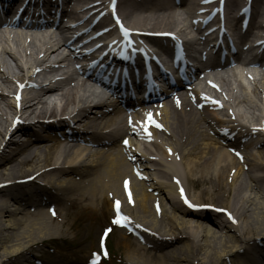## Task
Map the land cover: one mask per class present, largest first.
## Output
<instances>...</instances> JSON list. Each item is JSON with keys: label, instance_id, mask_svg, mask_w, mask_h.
Here are the masks:
<instances>
[{"label": "bare ground", "instance_id": "obj_1", "mask_svg": "<svg viewBox=\"0 0 264 264\" xmlns=\"http://www.w3.org/2000/svg\"><path fill=\"white\" fill-rule=\"evenodd\" d=\"M81 2L55 0L50 6L65 18L80 13ZM191 6L190 0H121L118 8L131 28L175 31L190 46L194 39L184 35L179 11ZM251 7L254 23L255 15L264 13V0H252ZM153 26L161 28L147 29ZM20 28L0 29V116L9 105L12 116L22 119L14 129L0 126V184H6L0 188V264L32 256L46 240L62 237L58 214L53 219L42 209L48 202L65 201L78 215L104 218L102 209L116 198L123 201L136 231V239L129 240L132 246H125L130 264H264V72L250 74L259 92L251 90L242 71L232 69L229 76L212 72L221 88L233 87L226 109L210 112L205 102L198 111L190 101L192 91L183 90L162 102L143 104L138 116L133 110H116L115 104L104 106L106 102L92 106L84 85L59 69L55 50L35 57L31 49L41 40L38 28ZM56 34L61 37L60 31ZM38 66L39 73L34 71ZM24 68L30 71L17 110L6 95L14 83L24 81ZM193 76L188 80L206 86V75ZM33 81L37 85L29 88ZM243 89L254 99L242 101ZM242 102L247 112L240 109ZM31 119L39 129H33ZM234 119L257 128L234 125ZM124 140L126 147L120 144ZM133 171L150 182L136 181ZM27 177L30 182L22 183ZM124 179L131 205L123 199ZM185 183L195 191H185L189 203L226 211L232 223L223 213L187 209L177 196Z\"/></svg>", "mask_w": 264, "mask_h": 264}, {"label": "rangeland", "instance_id": "obj_2", "mask_svg": "<svg viewBox=\"0 0 264 264\" xmlns=\"http://www.w3.org/2000/svg\"><path fill=\"white\" fill-rule=\"evenodd\" d=\"M180 12V18L182 17V23L184 25V35L188 32L191 36L193 33L189 28V21L187 18V8H183ZM156 13L152 14L155 15ZM158 14V13H157ZM156 14V15H157ZM149 15V14H148ZM189 17V16H188ZM181 18V19H182ZM140 28V27H139ZM143 28V27H142ZM161 28L153 26L152 28L147 27V29H155ZM234 34V33H233ZM236 38H237V33ZM4 47L10 49L12 47L11 44H3ZM38 47V46H37ZM33 50L36 47L32 48ZM27 71L24 70L21 72L22 77L27 76ZM13 90V86H12ZM9 96V97H8ZM7 96L8 101L11 102L10 95ZM7 102V101H6ZM5 102V103H6ZM243 111H248L247 106H242ZM5 113L3 116H0V126H10V120L12 116V108H9L4 105ZM6 121V122H5ZM32 126V125H31ZM33 129L37 130L38 124L32 126ZM148 176V175H147ZM150 182V181H147ZM252 187H255L256 184L251 183ZM187 191L191 195L194 194V190L192 189L190 183L185 186ZM250 195L252 197L259 196L256 192H251ZM249 195V196H250ZM161 197V196H160ZM260 197V196H259ZM257 198V197H256ZM259 200V198H257ZM49 204L44 205L42 208L47 213L48 206L55 207L58 214V221L61 226V235L54 233L52 236H59V238H52L46 240L42 245H40L37 250L34 251L32 256L26 255V258H20L18 261L11 262L10 264H42L44 261L51 264L55 261V264H86L87 259L91 256L92 251L98 252L99 245L97 243L98 237L102 230L108 226H110V217L112 216L110 211V204H105V207L102 209L105 214L104 218L97 217L88 218L84 217V215H78L74 212L73 207L69 206L65 201L62 203H54L53 201L48 202ZM110 203V202H109ZM169 209V205L166 206ZM213 214V213H212ZM222 214H219L221 216ZM6 225V224H5ZM115 231V232H114ZM112 235L107 239L106 248L108 252V257L102 261L100 264H130L127 262L124 252L126 244L132 246L131 241H134V238H128L124 231L113 230ZM128 239V240H127ZM131 240V241H129ZM40 258L42 261H36ZM40 262V263H38Z\"/></svg>", "mask_w": 264, "mask_h": 264}, {"label": "snow or ice", "instance_id": "obj_3", "mask_svg": "<svg viewBox=\"0 0 264 264\" xmlns=\"http://www.w3.org/2000/svg\"><path fill=\"white\" fill-rule=\"evenodd\" d=\"M117 22L119 23V21H117ZM124 35H125V37H127V35H128V31L127 30H124ZM148 115L150 117L151 114H148ZM156 126L160 127V125H158V124ZM127 143H128V141H125V144H127ZM185 202L187 203V201H185ZM126 219H127L126 217H122L120 215L119 201H116V218L113 220V223L120 224L123 220H126ZM107 231H110V229L107 230ZM96 260H97V257H95V254H94V258H93L91 264H96Z\"/></svg>", "mask_w": 264, "mask_h": 264}]
</instances>
